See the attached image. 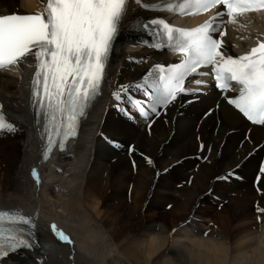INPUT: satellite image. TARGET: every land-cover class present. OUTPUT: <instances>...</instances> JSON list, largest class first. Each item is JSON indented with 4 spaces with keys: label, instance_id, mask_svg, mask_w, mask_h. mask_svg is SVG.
Instances as JSON below:
<instances>
[{
    "label": "bare ground",
    "instance_id": "obj_1",
    "mask_svg": "<svg viewBox=\"0 0 264 264\" xmlns=\"http://www.w3.org/2000/svg\"><path fill=\"white\" fill-rule=\"evenodd\" d=\"M156 1L127 0L122 31L80 133L47 160L45 123L37 125L32 104L34 58L0 70V117L16 129H0V208L28 213L36 242L3 264H264V184L253 183L264 164V124L224 123L225 103L207 87L198 99L187 96L191 103L178 100L171 114L182 112L184 120L154 125L152 164L141 156L142 146L129 153L125 137L120 147L105 140L122 126L110 95L116 85L138 82L151 62L174 60L142 43L143 23L163 17L144 8ZM45 6L46 0H0V15ZM225 31L229 53H242L264 34V12L239 15ZM214 101L220 111L201 118ZM200 142L210 147L201 153ZM241 156L240 178L215 179ZM53 224L71 243L59 239Z\"/></svg>",
    "mask_w": 264,
    "mask_h": 264
},
{
    "label": "snow or ice",
    "instance_id": "obj_2",
    "mask_svg": "<svg viewBox=\"0 0 264 264\" xmlns=\"http://www.w3.org/2000/svg\"><path fill=\"white\" fill-rule=\"evenodd\" d=\"M218 5L223 11L215 10ZM144 8L154 6L145 4ZM189 8L206 13L207 18L187 28L176 27L162 17L151 18L145 24L154 40L142 43L159 52L170 49L178 61L151 62L138 82L117 84L110 93L123 120L117 135L105 140L120 147L119 137H125L129 153L142 146L144 152L140 154L149 164L153 163L149 149L153 148L154 125L184 120L182 112L171 114L178 100L184 97L185 103H191L187 96L198 99L206 95L203 89L209 86L225 103L221 121L239 118L264 124V34L239 54L229 53L225 39L228 22L235 23L236 17L245 13L264 12V0H192L181 5L179 11L187 13ZM127 12V0H46L43 10L31 14L0 15V69L10 70L29 57L34 58L32 104L37 125L41 116L45 120L42 135H47L48 148L59 137L63 149L65 141L77 135L78 118L99 94ZM129 59L147 62V57ZM197 73L209 79H196L197 87H186V78ZM233 82L237 86L234 92ZM218 111L220 105L214 101L201 118L213 117ZM0 129L16 130L3 117ZM208 147L203 142L197 145L201 153ZM145 152L149 154L145 156ZM243 159V156L232 159L224 174L215 179L227 182L233 177L240 178L238 171ZM163 171L167 172V167ZM253 183L264 184V164L259 166ZM20 225L34 226V220L18 212L0 211V264L10 255L22 254V250L36 246L31 231L26 232ZM52 229L61 241L71 243L70 237L54 224Z\"/></svg>",
    "mask_w": 264,
    "mask_h": 264
}]
</instances>
